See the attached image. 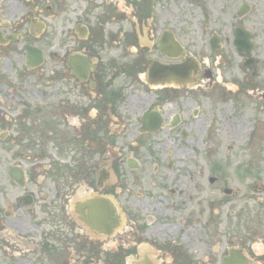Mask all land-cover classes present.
I'll use <instances>...</instances> for the list:
<instances>
[{"label": "flooded vegetation", "instance_id": "obj_1", "mask_svg": "<svg viewBox=\"0 0 264 264\" xmlns=\"http://www.w3.org/2000/svg\"><path fill=\"white\" fill-rule=\"evenodd\" d=\"M258 6L241 0L237 17ZM253 28L233 44L255 77ZM183 31L165 0H0V264H39L64 240L82 264H264L262 209L240 195L232 210L230 167L198 150L213 140L198 94L222 86L202 46L221 56L230 38H202L199 58ZM94 203L105 224L88 221Z\"/></svg>", "mask_w": 264, "mask_h": 264}, {"label": "rangeland", "instance_id": "obj_2", "mask_svg": "<svg viewBox=\"0 0 264 264\" xmlns=\"http://www.w3.org/2000/svg\"><path fill=\"white\" fill-rule=\"evenodd\" d=\"M175 1L165 0V3L170 8V12L176 11L181 14L185 40H196L195 45L189 44V51L199 58L204 53L208 54L212 59L210 66L222 82V86L219 87L221 90H217L219 94L217 91L203 88H201L202 92L198 94L201 106L200 121L213 126V140L206 146V139L202 140V136L199 135L198 150L201 153V148L205 149L211 145V153L216 159L215 163L226 170L230 167L229 174L226 176L230 177L231 187L236 191L231 195L234 198L232 201L236 202V207L232 210L238 212L237 202L241 201L240 195H243L246 201L245 206L262 209L264 220V133L260 134L264 128V97H260L261 94H264V0H254L259 3V6L243 20H240L236 14L237 6L241 0H226L224 2L225 9H220L218 6L222 0H215L216 10L210 8L208 0L202 3V9L198 8L196 4L192 5L191 0H181V8H176L173 5ZM203 23L208 26L206 34L200 30L204 28ZM250 25L254 27V42L256 44L254 55L259 60L258 75L255 77L251 72L241 67V59L236 57L233 44L235 27ZM215 31L230 38L229 42L224 40L222 55L211 56L210 49L207 48L208 44L202 46L203 54H199V41ZM208 88L210 89V87ZM227 92L230 94L227 95ZM236 128L239 130L238 135L229 136V132L235 131ZM258 128L259 131L256 134ZM209 163L208 158L203 159L199 156L197 164H201L206 173V165ZM249 168L253 169L254 174L245 177L246 193H240L241 184L237 179L238 173L249 170ZM254 182H256V187H248L249 184L254 185ZM46 186H48L47 183ZM44 190L50 194L46 188ZM234 219L232 217V220ZM76 243L71 240L62 241L60 246L64 250L61 252L48 253L41 250L39 264H82L81 259L77 256L78 252H73ZM78 249L79 247H77ZM86 250L84 253L90 254ZM75 260L76 262H74Z\"/></svg>", "mask_w": 264, "mask_h": 264}, {"label": "water", "instance_id": "obj_3", "mask_svg": "<svg viewBox=\"0 0 264 264\" xmlns=\"http://www.w3.org/2000/svg\"><path fill=\"white\" fill-rule=\"evenodd\" d=\"M250 34L241 30L237 31V38H236V44L238 46V49L240 51H248V53L252 50V44H250ZM89 218L93 221H100V220H106L108 217L109 211L108 208L103 206H92L89 208ZM105 222V221H104Z\"/></svg>", "mask_w": 264, "mask_h": 264}, {"label": "bare ground", "instance_id": "obj_4", "mask_svg": "<svg viewBox=\"0 0 264 264\" xmlns=\"http://www.w3.org/2000/svg\"><path fill=\"white\" fill-rule=\"evenodd\" d=\"M263 131H264V128H262V132L260 133L261 135L264 133Z\"/></svg>", "mask_w": 264, "mask_h": 264}]
</instances>
